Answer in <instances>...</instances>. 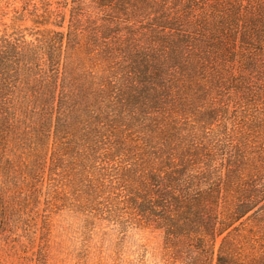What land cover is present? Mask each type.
Returning a JSON list of instances; mask_svg holds the SVG:
<instances>
[{"label":"trees","instance_id":"trees-1","mask_svg":"<svg viewBox=\"0 0 264 264\" xmlns=\"http://www.w3.org/2000/svg\"><path fill=\"white\" fill-rule=\"evenodd\" d=\"M90 2L97 11L71 14L66 34L0 36V163L41 153L51 128L65 143L116 118L159 131L264 93V0ZM168 146L145 153L143 188L157 197H142L140 220L181 264H264V185L238 160L217 177L216 160L186 172L194 151Z\"/></svg>","mask_w":264,"mask_h":264},{"label":"rangeland","instance_id":"rangeland-1","mask_svg":"<svg viewBox=\"0 0 264 264\" xmlns=\"http://www.w3.org/2000/svg\"><path fill=\"white\" fill-rule=\"evenodd\" d=\"M87 11H97L90 0H0V36L31 41L44 30L66 34L71 14ZM177 118L160 121L165 128L159 131L116 118L104 121L93 138L70 143L51 128L41 153L6 155L0 264H181L163 233L138 216L142 197H157L155 189L143 188L145 153L166 140L178 146L177 155L196 154L186 172L216 160L209 177H217L228 159L238 160L244 180L264 185V93Z\"/></svg>","mask_w":264,"mask_h":264}]
</instances>
